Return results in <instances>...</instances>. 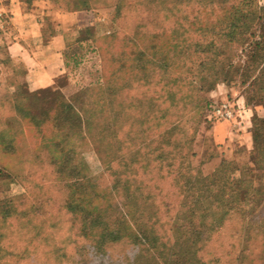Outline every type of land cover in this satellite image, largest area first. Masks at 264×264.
Here are the masks:
<instances>
[{"label": "rangeland", "instance_id": "1", "mask_svg": "<svg viewBox=\"0 0 264 264\" xmlns=\"http://www.w3.org/2000/svg\"><path fill=\"white\" fill-rule=\"evenodd\" d=\"M35 1L0 0V264H264V13L184 55L152 26L133 33L150 7L115 23L101 0L65 74L28 97L8 48L19 29L40 33L11 18ZM227 1L204 3L219 34L240 3L264 8ZM224 104L234 119L210 121Z\"/></svg>", "mask_w": 264, "mask_h": 264}, {"label": "trees", "instance_id": "2", "mask_svg": "<svg viewBox=\"0 0 264 264\" xmlns=\"http://www.w3.org/2000/svg\"><path fill=\"white\" fill-rule=\"evenodd\" d=\"M111 6L115 7L114 13V22L115 23H122L125 21V15L130 13H138L141 7H150L151 10L149 11L152 13L151 22L143 23L142 21L139 23L136 31L133 32L136 34H146L148 26L153 27L157 31H154L153 35L155 38L158 39H166L168 34L171 35V38L168 39L174 42V46L177 45L182 54L185 55L184 50L188 51L187 54L189 55V51L194 52V54L198 53L199 55H204L207 52V48L211 45L214 41L222 40L223 37L228 35L235 36V31L239 29L240 23L236 19L238 18H245L247 22H254L255 19L259 21L262 18V14L264 13V8H257V6L250 5L247 7V11L244 8L248 4L240 3L239 6L235 7L233 12L234 20L228 25L226 32L224 33H217L215 28L211 26L210 22L207 20V13L206 8L204 7V3L207 1H211V5L215 3L219 9L222 8L224 3L226 4L227 0H109ZM74 7L78 10H91L98 6H100L101 0H71ZM190 5H193V11L190 9ZM156 7V9H153ZM199 11L197 10V8ZM200 7L203 8V11H200ZM196 8V10H195ZM243 8V9H242ZM190 10V11H189ZM258 12H261L259 14ZM245 24H242V26ZM246 26V25H245ZM138 30V31H137ZM210 40V41H209ZM215 43V42H214ZM186 54V55H187ZM143 55V54H141ZM188 57V56H187ZM258 61L262 62L263 57H261ZM264 73V72H263ZM182 79V78H181ZM180 79V80H181ZM264 86V81L262 82ZM264 90V87L262 88ZM34 91L31 90L28 97H32L34 95ZM16 99L21 98L20 96L16 95ZM27 97V98H28ZM25 98V97H24ZM101 105V104H100ZM14 109L17 113L22 114L26 117L25 111L20 109L17 106V102L14 105ZM66 113H70L74 116H79L78 120L84 124L85 127H89L88 120L86 119V111L84 108H78L75 105L68 104L65 106ZM258 139V137H257ZM256 141V137H255ZM110 238L114 237V233L109 235ZM116 240L117 239H113Z\"/></svg>", "mask_w": 264, "mask_h": 264}, {"label": "crops", "instance_id": "3", "mask_svg": "<svg viewBox=\"0 0 264 264\" xmlns=\"http://www.w3.org/2000/svg\"><path fill=\"white\" fill-rule=\"evenodd\" d=\"M24 5L17 3L11 10L14 22L27 20L31 24L40 25V33L18 30L9 46L11 58L22 60L28 66L25 85L31 90L48 88L55 80L65 74L66 51L79 43L82 31L95 22V10H78L71 0H38L31 10H23ZM53 24L55 32H50L48 39L43 28ZM220 137L218 140L222 142ZM224 143V141H223Z\"/></svg>", "mask_w": 264, "mask_h": 264}, {"label": "built area", "instance_id": "4", "mask_svg": "<svg viewBox=\"0 0 264 264\" xmlns=\"http://www.w3.org/2000/svg\"><path fill=\"white\" fill-rule=\"evenodd\" d=\"M7 15H8L7 9L1 6L0 7V24L6 21ZM209 118H210V121L228 122L234 119V111L232 107L228 104L214 106L212 107V110L210 111Z\"/></svg>", "mask_w": 264, "mask_h": 264}]
</instances>
